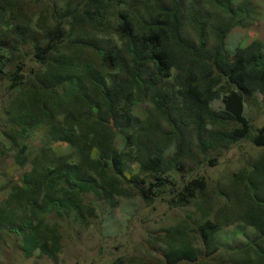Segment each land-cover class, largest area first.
<instances>
[{"label":"trees","instance_id":"16d2710c","mask_svg":"<svg viewBox=\"0 0 264 264\" xmlns=\"http://www.w3.org/2000/svg\"><path fill=\"white\" fill-rule=\"evenodd\" d=\"M62 2L0 0V59L8 53L10 66L24 47L37 64L24 75L17 55L3 73L4 136L19 152L17 165L31 169L0 204V232L25 258L54 262L63 249L58 219L88 227L100 206L159 199L181 218L155 238L164 264H217V239L237 223L258 237L224 250L229 264H264V151L223 180L204 172L240 141L264 147V124L252 134L244 114L252 98L264 99V44L226 48L233 28L252 23V2L193 0V9L186 0ZM197 2L227 20L210 22ZM185 25L195 44L182 37ZM137 105L143 117L133 113ZM37 130L41 145L29 157L24 142Z\"/></svg>","mask_w":264,"mask_h":264},{"label":"rangeland","instance_id":"374dc122","mask_svg":"<svg viewBox=\"0 0 264 264\" xmlns=\"http://www.w3.org/2000/svg\"><path fill=\"white\" fill-rule=\"evenodd\" d=\"M125 1L128 3L132 0ZM250 1L255 8L254 13L251 15L252 23L242 29L239 27L233 28L229 33L226 48L231 53L237 45L244 46L253 40H258L264 44V0ZM42 2L63 4L62 0H42ZM192 3L193 0H186L184 7L192 8ZM195 7L200 12L211 11L210 22H214L213 18L215 21L227 20L222 13L212 10L204 2H197ZM36 18L37 16L33 19ZM182 37L186 42L196 43V35L187 25L183 28ZM212 40V36H209L208 41ZM112 41L117 46L115 37L112 38ZM2 55L0 59V69H3L0 73V204H3L10 186L19 182L21 175L31 169L29 162L24 167L17 165L19 152L4 136L7 129L5 128L3 108L9 102L7 99L6 105H4L6 97L10 93V82L3 73L12 67L17 55H19L25 66L24 75H28L29 70L37 68V64L30 56H26L24 47L17 50L16 53L13 52L12 57L10 56V66L7 64L9 54L2 52ZM174 73L172 71V76ZM170 81L171 78L168 82ZM214 107L220 108L221 105L219 102H214ZM133 113L138 117H143L145 107L137 105L133 108ZM244 114L250 122L252 134H255V130L264 124V99L262 96L257 95L245 104ZM41 132L37 130L34 136L24 142L27 147L25 155L28 154L30 157L38 153L41 145ZM121 143L122 138L117 135L115 137L116 146L120 147ZM263 151L264 147H255L249 140L240 141L228 151L222 152L217 158V166L204 170L205 176L215 182L223 180L241 169L247 170L250 168V163L258 158ZM171 152L172 147L166 150L168 155ZM153 202L151 205H146L135 197L128 200L121 199L120 204L113 209L100 206L97 217L91 221L88 227H80L76 223L68 224L69 220L58 219L61 223L59 226L62 229L63 249L54 262L40 258L37 253L30 258H25L17 246L13 247L9 243V238H7L5 232H0V264H139L140 261H148L150 264H164L161 255L164 245L155 238L177 224L181 219L180 212H178V209H170L165 202L159 199ZM236 229H244V234L240 235L236 232ZM224 234L225 239L223 240ZM256 237H258V234L254 229L241 223L224 227L223 234L221 233L217 239L223 245L220 249L223 253L217 256L215 262L217 264H229L231 262L229 261L231 260L230 254L227 255L224 250L247 244V239L250 240ZM15 243L19 244L18 240ZM245 256L243 253L238 255V258H244ZM213 260L215 259L213 258Z\"/></svg>","mask_w":264,"mask_h":264}]
</instances>
